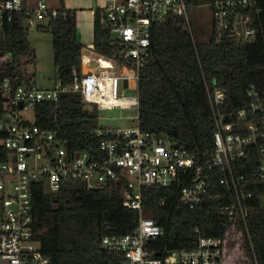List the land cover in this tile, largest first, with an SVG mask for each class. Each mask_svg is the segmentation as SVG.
<instances>
[{"label": "built area", "instance_id": "1", "mask_svg": "<svg viewBox=\"0 0 264 264\" xmlns=\"http://www.w3.org/2000/svg\"><path fill=\"white\" fill-rule=\"evenodd\" d=\"M207 5L217 40H256L257 29L247 13L256 0H214ZM187 8L185 0L115 1L101 13L114 54L83 51L82 68L80 72L73 68L72 84L56 79L51 87H39L33 71L22 79H0V96L8 98L11 108L0 116V148L7 151L6 160L0 162V264H52L35 235L33 185L44 181L48 191L57 192L69 180L82 181L89 190L114 181L126 185L123 205L138 211V223L123 236L102 239L103 247L124 255L122 264H225L228 247L238 239V225L248 231L246 199L258 197L264 207V92L250 85L247 106L236 109L228 104L225 89L207 86L215 127L214 146L207 151H189L165 135L143 131L139 123L140 72L152 55V25L169 13L185 15ZM18 12L30 15V27L35 26V20L57 15L44 0H38L35 9L27 7L24 0L2 1L0 40L6 23ZM12 60L10 53L0 54V68ZM85 67L91 69L84 71ZM68 93H81L86 105L98 110L99 125L91 129L101 138L96 149H70L56 131L36 124L38 104L57 103ZM108 109H132L134 114L126 117L130 124L108 123L111 117L100 113ZM29 110L34 112L32 121L23 116ZM255 157L250 178L248 170ZM249 179L256 187L245 193ZM176 184L180 186L179 202L191 209L206 197H219V188L226 189L230 202L221 207L228 217L224 235L200 233L192 248L151 252V241L164 236L165 229L143 215V188ZM250 245L253 247L251 240Z\"/></svg>", "mask_w": 264, "mask_h": 264}, {"label": "trees", "instance_id": "2", "mask_svg": "<svg viewBox=\"0 0 264 264\" xmlns=\"http://www.w3.org/2000/svg\"><path fill=\"white\" fill-rule=\"evenodd\" d=\"M211 1L214 0L185 3L191 8ZM60 2L56 17H49L46 24L36 28L52 34L57 79L70 85L74 81L73 68L81 71L84 45L78 40L77 11L66 8L63 0ZM101 13L102 10L95 12L93 49L112 56L115 50L109 44L108 27L101 23ZM247 13L257 29L252 43H240L234 38L217 40L213 33L207 41L199 42L186 16L179 13H169L152 25V55L139 81V123L143 131L165 135L192 152L207 151L214 146L215 130L207 86L213 88L216 84L225 89L228 104L236 109L247 106L250 85L264 92V0H256V6H250ZM29 17L18 12L5 25L0 54L10 53L13 60L0 68V79H22L34 68L36 51L29 40ZM10 109L8 98L0 96V116ZM97 116L96 107L86 105L81 93L64 94L57 103L35 107L36 124L56 131L73 150L98 147L101 138L91 131ZM252 155L253 150L249 156ZM6 158L7 151L0 148V162ZM252 162L250 178L257 158ZM255 187L249 179L244 192ZM125 188L123 181L89 190L82 181L69 180L57 192L48 191L44 181L33 185L35 235L52 264H122L124 255L103 247L102 239L123 236L138 223V211L123 205ZM179 190L178 184L171 188H143V215L165 229L164 236L151 241V252L192 248L200 233L224 235L223 224L228 217L221 207L230 202L226 189L219 188V197H206L193 209L179 202ZM245 204L248 231L238 225V239L228 247L225 264H264V207H260L258 197L246 199Z\"/></svg>", "mask_w": 264, "mask_h": 264}, {"label": "rangeland", "instance_id": "3", "mask_svg": "<svg viewBox=\"0 0 264 264\" xmlns=\"http://www.w3.org/2000/svg\"><path fill=\"white\" fill-rule=\"evenodd\" d=\"M45 1V0H44ZM53 8H59L61 6L60 0H48ZM64 1V0H63ZM112 0H69V4L72 5L71 8H76L78 6H83L85 9H77V21L81 27V33L83 34L84 25H89L90 31L88 36V41L90 43H85L87 49H93L94 39H93V24L95 13L94 10L104 5H108ZM38 0H30L31 9L37 7ZM47 2V1H46ZM81 8V7H79ZM74 10V9H73ZM187 21L189 22L191 31L194 37L199 42L207 41L212 34V23L213 18L211 14V8L209 5L204 4L196 7L187 8L185 14ZM47 20H35V26L30 28L29 40L32 46L36 49V62L34 65V74L39 87H51L55 80L58 78V70L54 65L53 60V48H52V34L49 32L39 31L36 28V24L45 23ZM87 42V39H86ZM87 49L85 52H88ZM126 95H130L128 91H125ZM104 117L109 118L108 123L114 126L128 125L130 122L126 120L127 116L134 114L132 109H108L100 111ZM23 116L28 120H34V112L32 110L23 113ZM122 116L121 118H118ZM116 117V119H115ZM118 118V119H117ZM94 126H98L97 120L92 122Z\"/></svg>", "mask_w": 264, "mask_h": 264}, {"label": "crops", "instance_id": "4", "mask_svg": "<svg viewBox=\"0 0 264 264\" xmlns=\"http://www.w3.org/2000/svg\"><path fill=\"white\" fill-rule=\"evenodd\" d=\"M45 1H47V3L49 4V6L51 7V8H53L51 5H50V3H49V1L48 0H45ZM69 0H64V4H65V6H66V8H68V9H75V10H77V9H85V8H83V6H78V7H76V8H71L72 7V5H70L69 4V2H68ZM115 1H119V0H112L111 2H109V4H111V3H113V2H115ZM25 4H26V6L27 7H30L29 5H30V0H25ZM108 4V5H109ZM108 5H104V6H101V7H99V8H96L95 10H94V13L97 11V10H103L106 6H108ZM79 7H81V8H79ZM53 9H58V8H53ZM95 18V17H94ZM47 21H48V19H46ZM47 21L45 22V23H38V24H36L37 26L38 25H44V24H46L47 23ZM36 26V27H37ZM93 39H94V24H93ZM77 30H78V40H79V42L80 43H82L83 45H84V48H83V51H85L87 48H86V45H85V43L87 44V43H90L89 41H88V36H89V31H90V27H89V25H84V28H83V31H84V33L82 34L81 33V27H80V24L78 23V21H77ZM86 39H87V42H86ZM30 43H31V41H30ZM93 43H94V41H93ZM32 45V44H31ZM34 49H35V47L34 46H32ZM35 51H36V49H35ZM36 57H37V55H36ZM31 70L34 72V70L31 68Z\"/></svg>", "mask_w": 264, "mask_h": 264}, {"label": "bare ground", "instance_id": "5", "mask_svg": "<svg viewBox=\"0 0 264 264\" xmlns=\"http://www.w3.org/2000/svg\"><path fill=\"white\" fill-rule=\"evenodd\" d=\"M101 62H102V64H105L106 61L104 59H101ZM90 69H91V67L90 68L85 67L84 71H88Z\"/></svg>", "mask_w": 264, "mask_h": 264}, {"label": "water", "instance_id": "6", "mask_svg": "<svg viewBox=\"0 0 264 264\" xmlns=\"http://www.w3.org/2000/svg\"><path fill=\"white\" fill-rule=\"evenodd\" d=\"M19 107H20V109H22V107H23V106H22V104H20V106H19Z\"/></svg>", "mask_w": 264, "mask_h": 264}]
</instances>
